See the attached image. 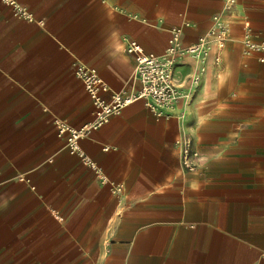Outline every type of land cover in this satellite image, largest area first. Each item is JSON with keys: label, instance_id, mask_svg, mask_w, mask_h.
I'll return each mask as SVG.
<instances>
[{"label": "crops", "instance_id": "crops-1", "mask_svg": "<svg viewBox=\"0 0 264 264\" xmlns=\"http://www.w3.org/2000/svg\"><path fill=\"white\" fill-rule=\"evenodd\" d=\"M14 1L33 18L0 0V264H264V63L243 42L264 40V0ZM215 17L230 37L178 60L171 116H111L79 141L96 169L70 150L56 120L94 119L78 63L136 90L131 40L163 53L174 27L186 45Z\"/></svg>", "mask_w": 264, "mask_h": 264}, {"label": "built area", "instance_id": "built-area-1", "mask_svg": "<svg viewBox=\"0 0 264 264\" xmlns=\"http://www.w3.org/2000/svg\"><path fill=\"white\" fill-rule=\"evenodd\" d=\"M12 3L21 15L33 18L31 13L24 9L14 0H7ZM183 29L180 26L174 27L168 46L163 53L147 51L137 41L131 40L128 43L127 51L135 59L134 79L139 82L138 89L133 91L115 90L101 76L96 67L84 63L76 66V76L83 82L86 91L94 105V119L80 127L70 124L64 119H57L56 126L59 135L68 137V146L72 152L79 153L84 163L96 169V163L80 147V139L105 123L111 116L120 114L127 106L136 101H143L145 106L157 116H171L172 111L181 96V91L175 82L174 70L178 60L187 55L204 57L208 52V45L215 41L218 50H222L230 37V28L215 17L214 25L209 29L208 34L200 37L190 44H182ZM245 50L258 55L260 62L264 63V40L254 39L249 32H245ZM218 58V56H217ZM193 84L200 80L198 74L190 77ZM187 99H191L192 93H185ZM181 159L187 171H196L203 159V154L194 145L191 137H184L179 141ZM108 148V147H106ZM122 186L118 185L114 191L120 192Z\"/></svg>", "mask_w": 264, "mask_h": 264}]
</instances>
